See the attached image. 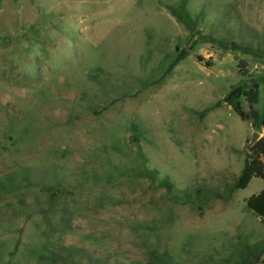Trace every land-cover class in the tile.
Wrapping results in <instances>:
<instances>
[{"label": "rangeland", "instance_id": "1", "mask_svg": "<svg viewBox=\"0 0 264 264\" xmlns=\"http://www.w3.org/2000/svg\"><path fill=\"white\" fill-rule=\"evenodd\" d=\"M175 2L0 0V176L19 165L54 163L82 187L68 193L70 227L50 236L40 213L15 215L14 199L2 198L0 264H36L51 241L83 246L109 262L144 261L158 250L196 263L264 238L245 202L264 186L259 177L202 210L170 201L146 179L104 177L107 158L131 162L138 144L146 165L178 187L224 190L243 165L252 131L262 135L223 98L230 85L249 79L237 73L244 58L259 81L263 111L264 59L207 36L241 24L264 36V0H187L188 25L167 9ZM181 48L188 54L171 73L135 96L112 102L99 85L146 76ZM253 147L264 160L258 140Z\"/></svg>", "mask_w": 264, "mask_h": 264}, {"label": "trees", "instance_id": "2", "mask_svg": "<svg viewBox=\"0 0 264 264\" xmlns=\"http://www.w3.org/2000/svg\"><path fill=\"white\" fill-rule=\"evenodd\" d=\"M167 9L176 20L186 25L190 23L187 0H177L175 3L168 4ZM207 39L216 42L222 48L230 46L232 50L264 59V36L245 24L239 25L235 30L227 28L215 36L208 35ZM187 54L184 48L176 49L174 56L163 57L146 76L131 75L127 81L110 86L98 83L112 102L135 96L164 79ZM196 59L199 62L203 61L200 55H197ZM204 64L210 65L208 61ZM236 67L240 76H248L249 79L242 84L230 85L223 100L242 121L260 129L262 135L258 142L264 150V110L261 111L257 106L260 92L259 81L251 76L246 59H237ZM111 148L114 153L123 151L118 144H112ZM107 160L109 167L104 176L106 180L113 176L146 179L155 188L163 189L170 201L187 203L198 210H202L212 199H228L233 191L246 187L253 177H259L264 181V160L253 145L248 147L241 169L224 190L214 186L178 187L168 173H161L157 167L146 165V157L138 144L136 155L131 162L121 159L114 162H111L109 158ZM35 188L38 193H35L32 199L28 198L27 193ZM81 188L80 182L73 181L72 175L60 164L19 165L0 176V201L10 195L14 199L15 215L40 213L46 224L44 234L50 236L54 231L64 232L70 227L71 214L67 215L71 213L68 193L78 192ZM41 197L43 200L40 199ZM245 202L248 211L258 217L264 227V186L245 198ZM263 254L264 238L251 243H240L235 251L218 260H213L209 256L200 262L192 263L175 258L168 251L149 250L144 261L109 262L97 257L83 246L51 241L44 245L42 252L36 258V264H259Z\"/></svg>", "mask_w": 264, "mask_h": 264}, {"label": "water", "instance_id": "3", "mask_svg": "<svg viewBox=\"0 0 264 264\" xmlns=\"http://www.w3.org/2000/svg\"><path fill=\"white\" fill-rule=\"evenodd\" d=\"M261 136V133L258 130H253L249 139V145H253L255 141H257ZM264 261V259H262Z\"/></svg>", "mask_w": 264, "mask_h": 264}]
</instances>
